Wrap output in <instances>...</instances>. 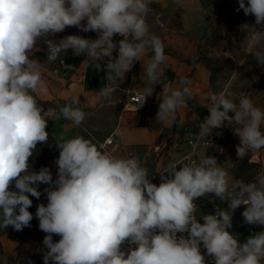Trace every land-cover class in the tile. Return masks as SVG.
Listing matches in <instances>:
<instances>
[{
    "label": "clouds",
    "instance_id": "1",
    "mask_svg": "<svg viewBox=\"0 0 264 264\" xmlns=\"http://www.w3.org/2000/svg\"><path fill=\"white\" fill-rule=\"evenodd\" d=\"M157 0H0V227L16 231L30 226L32 199L40 198L39 184L48 203L37 207L39 229L47 235L43 244L44 264H206L201 244L214 264H262L264 231L256 232L244 243L229 229L234 211L242 213L249 225H264V171L249 182L233 180L213 156L177 167L170 164L157 186L148 170L136 157L122 158L102 152L89 139L76 136L57 142L59 157L57 179L49 168L29 169L38 144H48L46 131L52 117L80 126L86 113L78 97L70 103L45 110L33 93L47 94L44 67L29 53L39 51L37 41L75 26L83 32H96L97 39L79 35L53 41L45 39L47 61H57L62 52L73 50L86 54L87 61L100 68L107 58L108 86L99 96L110 100L117 80H124L137 61L152 53L144 66L147 86L140 105L163 85L156 119L168 126L176 121L178 109L188 108L192 96L190 81L181 79L182 88L162 83L167 61L165 45L150 33L147 23L149 5ZM182 7L184 0H173ZM244 14L255 17L251 30L253 46L264 40V0H239ZM86 23H82L85 22ZM123 37L118 44L113 37ZM118 56L113 58V51ZM254 58L264 66V52ZM219 53H210V56ZM227 90L208 93L205 104L210 115L199 124V136L211 135L213 129L236 125L234 134L240 143L237 158L264 149V110L241 94L237 104ZM140 106V107H141ZM233 115H229V113ZM227 122V125L225 124ZM14 185V190L11 186ZM214 194L227 201L228 210L197 218L196 198ZM177 233H187L177 237ZM53 234L61 238L53 242ZM125 243L136 245L127 253Z\"/></svg>",
    "mask_w": 264,
    "mask_h": 264
},
{
    "label": "crops",
    "instance_id": "2",
    "mask_svg": "<svg viewBox=\"0 0 264 264\" xmlns=\"http://www.w3.org/2000/svg\"><path fill=\"white\" fill-rule=\"evenodd\" d=\"M219 0H184L178 7L173 0H157L149 5L147 23L150 33L161 38L167 56L165 77L162 83L172 88H182L181 79L190 81L192 96L188 99V108L178 109L176 121L172 126L163 124L156 119L163 90L162 84L154 86V92L146 98L143 106L129 103V94L141 93L147 86L144 73L146 62L151 59L149 51L137 61L132 69L125 74L124 80H117L110 100L99 96L101 89L108 86L106 80L107 58L100 61L96 68L87 61L86 54L76 56L73 50L62 52L57 61L44 66V78L47 84V94L33 93L39 104H52L58 109L70 103V96L78 97L79 107L86 113V119L80 126H71L72 122L61 117L48 120L46 131L52 143L44 167L49 168L53 180L57 179L58 166L55 161L59 157L57 142L82 136L91 140L102 152H111L118 157H136L142 167H146L149 179L157 186L161 183V174L165 173L170 164L177 167L183 164L198 162L211 151L220 167L229 172L233 180L252 181L257 174L264 171V149L259 152H249L243 159L237 158L236 147L239 137L227 138V132H234L236 125H228L213 129L209 145L203 143L204 137L199 136V124L210 115L207 107L208 93L212 92L211 73L200 61V46L205 40L210 27L216 23L220 6ZM86 23V21L84 22ZM96 32H88L87 39H97ZM123 37L115 35L113 42L117 43ZM118 51H113V58ZM254 105L264 110V94L258 95ZM141 106V107H140ZM227 125V122H225ZM264 130V129H262ZM112 139L111 145H104ZM248 168V169H246ZM253 171L245 175L246 171ZM39 184L41 192L39 199L30 196L33 203L29 211L33 214L30 226L21 231L13 227H0V264H27L36 262L44 264L43 255L47 251L43 244L47 233L39 229V219L36 217L37 207L48 203L47 193ZM14 190V185L11 186ZM202 205L198 209V218L208 215L214 204L228 210L227 201L221 202L214 194L200 197ZM208 207V209H205ZM245 206H239L233 213L232 227L229 231L238 238L247 240L256 232L264 231V225H249L242 216ZM61 237L53 234V242ZM264 264V262H262Z\"/></svg>",
    "mask_w": 264,
    "mask_h": 264
},
{
    "label": "rangeland",
    "instance_id": "3",
    "mask_svg": "<svg viewBox=\"0 0 264 264\" xmlns=\"http://www.w3.org/2000/svg\"><path fill=\"white\" fill-rule=\"evenodd\" d=\"M247 4V0H245ZM220 13L215 24L208 30L205 40L200 46V61L211 73L212 93H220L227 90L233 94L232 97L237 104L241 94L248 96L252 101L264 94V66H260L254 58L255 51L264 52V40L253 46L251 43V30L246 31V25H254L255 17L245 15L243 9L239 8V0H219ZM84 23V22H82ZM257 31H264V25H257ZM68 35H79L88 38V32H83L75 26L55 34L53 37H45L37 41L39 51L33 50L29 53L30 58L37 59L44 66H49L47 61V44L45 39L59 41ZM218 52L219 55L210 53ZM233 115V113H229ZM232 135H229L230 137ZM210 135L204 137L203 143L207 146ZM49 138L48 144H38L32 157L29 158V169L38 172L44 167L48 158V151L51 147ZM248 169V168H246ZM253 171H246L245 175ZM42 185H46L41 183ZM49 188V185L41 186V189ZM205 209H208L206 207Z\"/></svg>",
    "mask_w": 264,
    "mask_h": 264
},
{
    "label": "built area",
    "instance_id": "4",
    "mask_svg": "<svg viewBox=\"0 0 264 264\" xmlns=\"http://www.w3.org/2000/svg\"><path fill=\"white\" fill-rule=\"evenodd\" d=\"M141 95H142L141 93H131V94H129V103H131V104H140V96ZM112 142H113L112 139H108V140H106L104 145H111ZM194 203L197 205V218H198V209L202 205L201 199L200 198H196L194 200ZM217 209H221V206L216 203L210 208V213L213 214V215L216 214ZM198 220H199V218H198ZM199 222L203 223V221H201V220H199ZM181 235H183V236H185L187 238V233H177V237L178 238ZM236 238L238 240V243H241V244L246 241V240H244L242 238H238V237H236ZM135 247H136V245H134V244L125 243L124 245H122V250L127 253L128 251H130V249L135 248ZM201 252L205 256L206 264H214L213 257H210V256L207 255L206 249L203 248L202 244H201Z\"/></svg>",
    "mask_w": 264,
    "mask_h": 264
},
{
    "label": "trees",
    "instance_id": "5",
    "mask_svg": "<svg viewBox=\"0 0 264 264\" xmlns=\"http://www.w3.org/2000/svg\"><path fill=\"white\" fill-rule=\"evenodd\" d=\"M45 110H47L48 108H53V106H52V104H49V103H44V104H40ZM228 133V135L226 136L227 138H229L228 136L229 135H232V136H230V137H234V132L233 131H231V132H227ZM51 145H52V143H51ZM52 148V146L49 148V150ZM207 156H213V154L211 153V151L210 152H208V154H207ZM55 180H53V182H54Z\"/></svg>",
    "mask_w": 264,
    "mask_h": 264
},
{
    "label": "water",
    "instance_id": "6",
    "mask_svg": "<svg viewBox=\"0 0 264 264\" xmlns=\"http://www.w3.org/2000/svg\"><path fill=\"white\" fill-rule=\"evenodd\" d=\"M27 264H36V262L32 261V262H28Z\"/></svg>",
    "mask_w": 264,
    "mask_h": 264
}]
</instances>
